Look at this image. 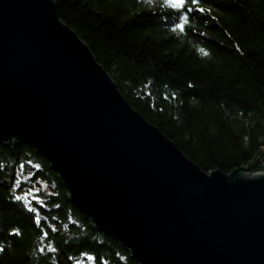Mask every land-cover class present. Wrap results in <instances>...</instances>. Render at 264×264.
I'll list each match as a JSON object with an SVG mask.
<instances>
[{
    "label": "water",
    "instance_id": "obj_1",
    "mask_svg": "<svg viewBox=\"0 0 264 264\" xmlns=\"http://www.w3.org/2000/svg\"><path fill=\"white\" fill-rule=\"evenodd\" d=\"M20 142L137 264H264V152L201 169L128 103L55 0H0V143Z\"/></svg>",
    "mask_w": 264,
    "mask_h": 264
},
{
    "label": "trees",
    "instance_id": "obj_2",
    "mask_svg": "<svg viewBox=\"0 0 264 264\" xmlns=\"http://www.w3.org/2000/svg\"><path fill=\"white\" fill-rule=\"evenodd\" d=\"M55 1L128 103L201 169L229 172L264 152V0H185L179 9L166 0ZM85 260L137 264L91 228L41 154L0 143V264Z\"/></svg>",
    "mask_w": 264,
    "mask_h": 264
},
{
    "label": "snow or ice",
    "instance_id": "obj_3",
    "mask_svg": "<svg viewBox=\"0 0 264 264\" xmlns=\"http://www.w3.org/2000/svg\"><path fill=\"white\" fill-rule=\"evenodd\" d=\"M166 2L173 8H182L184 7V4H185V0H166ZM193 3H195V0H193ZM188 11H191V9H189ZM200 11H203V9H200ZM187 22V16L186 15H183L180 17V23L176 24L175 26V29L176 30H179L180 32H183L184 29H185V24ZM199 52L204 55V56H207L209 53L203 49V48H200L199 49ZM39 219V218H37ZM43 250V249H42Z\"/></svg>",
    "mask_w": 264,
    "mask_h": 264
},
{
    "label": "rangeland",
    "instance_id": "obj_4",
    "mask_svg": "<svg viewBox=\"0 0 264 264\" xmlns=\"http://www.w3.org/2000/svg\"><path fill=\"white\" fill-rule=\"evenodd\" d=\"M40 187L48 190V186L44 182H40ZM29 195H32V193H30ZM81 264H91V262L89 260H85L81 262Z\"/></svg>",
    "mask_w": 264,
    "mask_h": 264
}]
</instances>
